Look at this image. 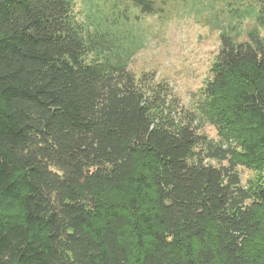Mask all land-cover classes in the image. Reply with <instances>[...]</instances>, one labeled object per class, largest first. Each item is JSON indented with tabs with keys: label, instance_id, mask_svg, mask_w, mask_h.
Wrapping results in <instances>:
<instances>
[{
	"label": "trees",
	"instance_id": "16d2710c",
	"mask_svg": "<svg viewBox=\"0 0 264 264\" xmlns=\"http://www.w3.org/2000/svg\"><path fill=\"white\" fill-rule=\"evenodd\" d=\"M165 1L0 0V264H264V0H207L194 110L128 68Z\"/></svg>",
	"mask_w": 264,
	"mask_h": 264
},
{
	"label": "rangeland",
	"instance_id": "374dc122",
	"mask_svg": "<svg viewBox=\"0 0 264 264\" xmlns=\"http://www.w3.org/2000/svg\"><path fill=\"white\" fill-rule=\"evenodd\" d=\"M160 5L162 8L156 14L133 10L137 15L131 17L133 32L141 43L128 68L136 76L150 72L157 79L166 80L183 108L194 110L219 47L218 31L207 24L212 8L207 0H199L195 5L191 0H166ZM74 11L82 20L88 15V6L79 1ZM248 26L249 22L245 21L243 27ZM194 124L200 126L197 121ZM200 127L209 138H218L212 125L206 123ZM206 161L217 164L211 159ZM237 170L244 185L256 174L244 166H238Z\"/></svg>",
	"mask_w": 264,
	"mask_h": 264
}]
</instances>
